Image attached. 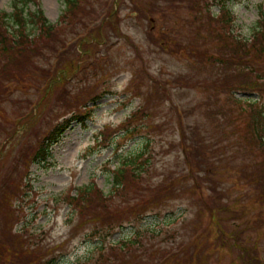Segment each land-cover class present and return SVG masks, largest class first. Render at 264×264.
Masks as SVG:
<instances>
[{"label": "rangeland", "instance_id": "1", "mask_svg": "<svg viewBox=\"0 0 264 264\" xmlns=\"http://www.w3.org/2000/svg\"><path fill=\"white\" fill-rule=\"evenodd\" d=\"M39 1L44 16L55 23L64 9V0ZM169 1L107 0L104 9L98 12L105 14L110 11L118 22L115 32L110 25L101 26L99 36L103 40L96 46V51L105 55L98 59L99 65L97 60L89 57V60L78 62L82 66L77 71L68 70V73L62 69L75 59L80 48L78 44L86 41L83 39L84 32L76 35V25L73 30L68 26L51 47L52 51L46 48L47 51L36 58V69L19 76L14 83L5 84L6 87L0 90V193L5 190H2L4 184L10 186L16 182L18 173L27 172L23 190L14 197L12 208L16 205L20 210V221L14 226V230L22 234V240L18 241L20 245L23 243L26 251L34 254L18 258L15 263L103 264L106 259V264H119V259L123 260L121 251L114 249L111 252L113 248H109L110 244L134 235L139 238L132 250L139 259V255H149L151 248H169L187 238L185 232L188 230L182 228V223L196 215L197 208H200L202 212L198 211L201 214L193 220L209 228L198 241L209 242L213 248L206 264H244L241 255L245 254L244 249L264 264V199L258 181L249 178L255 169L249 160L252 150L246 146L243 136L249 118L228 99L231 93L216 91L212 87L206 89L201 85L183 87L174 82L173 78L177 75L204 71L196 58L187 53L185 46H178L189 41L187 36H190L191 27L183 22L187 14L178 10L177 2ZM22 2L0 0V11L13 14L21 8L26 15L36 8L34 0H28L24 5ZM135 2L144 10L152 2L158 6L154 7L156 10L147 12L145 17L134 9ZM260 5L264 7V0L230 1L229 8L234 16L232 30L248 37L258 20ZM211 10L213 13L218 11L216 6ZM154 12L157 14L153 15ZM98 18L100 15L94 23L101 22ZM109 18L110 15L105 20ZM157 23L160 28L165 25L166 31L158 49H153L146 33L157 35ZM108 70L110 74H106ZM102 72L105 81L101 77ZM64 73L67 75L65 83L59 80ZM136 73V80L129 87L132 75ZM51 74L52 83L48 79ZM154 81L156 87L151 86ZM95 85L102 91L109 88L112 93L101 96L94 104L88 103L94 112L85 121L86 126L72 121L59 141L51 147V156L46 162L24 166L22 162L29 160L32 147L40 141L43 133L55 122L69 116L66 114V101H63L66 92L75 91L71 101L76 102L94 90ZM136 90L149 93L154 104L160 92H164L160 98L162 109L154 118V122H160L156 131L146 132L144 138L120 139L121 147L118 149L106 146V139L96 138V133L111 131L130 116L139 104V98L133 94ZM234 95L244 99L256 97L255 94L242 92ZM221 114L227 116L224 127L220 122L223 119ZM214 122L219 123L218 127L213 126ZM199 123L201 129L196 134L194 130ZM146 138L149 139L144 143ZM195 139L202 141L200 145L204 144V158L217 157L227 151L221 159H215L211 170H202L199 176L196 174L193 179L187 180L188 185L193 181L197 184L196 187L191 184L195 187L191 197L187 192L180 196V200L149 212L139 222L128 223L103 237L89 235L76 224L78 218L67 205L65 196H74L78 187L91 182L106 194L112 187L111 170L117 165L119 154L125 155L129 151L151 155L150 159L158 170L151 171L154 174L152 180L157 183L169 169L178 172L185 167L184 157L189 159L194 156L191 147ZM183 147L190 149L189 157ZM17 170L19 172L14 174ZM206 206L209 210L214 209L220 224L208 220ZM1 210L7 211V208L2 205ZM0 221L1 225H6L1 216ZM6 235L8 233L1 234L0 238ZM101 253L103 256H100ZM112 254H117L119 259ZM55 255L54 263L50 262ZM162 258L158 257L156 261ZM13 259H2L0 264H10Z\"/></svg>", "mask_w": 264, "mask_h": 264}, {"label": "trees", "instance_id": "2", "mask_svg": "<svg viewBox=\"0 0 264 264\" xmlns=\"http://www.w3.org/2000/svg\"><path fill=\"white\" fill-rule=\"evenodd\" d=\"M27 1L23 0L22 4H26ZM106 1L64 0V9L55 23L50 22L44 16L39 0H34L36 8L26 15L21 8L16 9L13 14L0 11V90L6 87L5 84L14 83L19 76L26 75L31 69H36V58L43 55L47 49L51 50L53 44L59 41L58 37L63 35L64 29L68 26L71 27L70 30H73L74 25H76L78 27L76 35L84 32L83 39L86 41L78 44L80 48L75 59L62 69L67 72L68 70L69 72L77 71L82 66L78 63L79 61L90 58H93L94 61H98L99 58L102 59L101 56L105 54L96 51V46L103 40L99 36L101 26L110 25L111 30L115 32L118 22L116 16L110 11L105 14L98 12L104 9ZM163 1L170 2L169 0ZM172 1L177 2L178 10L187 14L183 17V22L191 27L190 36H187L189 41L184 45L180 43L181 45L178 46H185L187 53H191V56L196 58L204 71L196 72V74L177 75L173 80L183 87L201 85L206 89L212 87L216 91L219 89L232 94L229 95L228 99L230 98L229 100L233 102L234 106H238L239 111L249 118L248 124H245L243 135L246 146L255 151V153L251 151V158L248 155L252 162L251 166L255 169L253 176L249 178L251 181H258L259 191L262 193V199H264V7L258 6V20L251 28L249 36L244 37L232 30L234 16L229 8V3L232 0ZM155 6H158L157 3L152 2L147 10H144L138 7L135 2L134 9L147 17V12L156 10ZM214 6L218 9L215 13L211 10ZM152 14L156 15L157 12ZM98 15H100L98 19H101V22L94 23L97 22ZM108 15H110L109 20H105ZM152 21L155 23V19ZM152 21H148V23L153 24ZM165 29V25L160 28L157 23V35L150 32L146 33L147 41L153 49H158L157 46L160 45V40L165 35ZM101 44L103 43L101 42ZM64 74L59 77L63 83L67 82V75ZM106 74H110L109 70ZM104 75L102 72L101 77L105 81ZM137 75L138 73L135 76L132 75L129 87L132 86ZM50 77L53 78L52 74L48 79ZM51 78L52 83L53 79ZM151 86H155V81L151 83ZM76 90L79 91V89ZM74 92H66L63 99L66 101V114L69 116L55 122L47 132L43 133L40 141L32 147L29 160L24 159L22 162L24 166L29 163L41 164L46 162L51 156V147L59 141L72 121L86 126L85 121L89 120L94 112L93 107H89L88 103L94 104L101 96L112 93L109 88H104L102 91V89H97L95 85L94 90L85 95V98L82 96L78 101L73 102L71 98ZM240 92L255 94L256 97L237 98L234 93ZM160 93L157 103L154 104L149 93L139 90L133 92L139 98V104L130 116L113 130L99 131L96 133L98 136L95 137H104L106 146L118 149L121 147L120 139L125 141L133 139L135 136L144 138L146 132H155V128L160 122H154V118L157 111L162 109L160 98L164 92ZM221 116L223 118L220 119L221 126L224 127L227 124V116L224 114ZM200 125L199 123L195 127L194 133L197 134V130L201 129ZM217 125H219L218 122L213 123L214 127H218ZM148 139H144V143ZM201 142L195 139L192 143L191 148L194 149V156L189 159L184 157L185 167L183 169L178 172L175 169H169L167 173H163L162 178L157 183L152 180L154 174L151 171L158 172V170L150 159L151 155L144 156L143 152L131 153L129 151L125 155L119 154L117 165L111 170L112 187L106 194L94 182H91L83 187H78L74 196H65V198L67 197L66 201H68L67 205L73 209L72 211L76 213L75 216L78 218L76 224L84 228L89 235L103 237L123 228L128 223L139 222L149 212L157 211L171 201L180 200V196L187 194V192L189 193L188 196L191 197L195 193L197 184L193 181L190 182L189 186L188 181L193 179L196 174L199 176L198 173L202 170H211L215 164V159H221L227 151L224 150L217 157L204 158L206 153L203 150L204 144L203 146L200 145ZM182 149L185 155L189 157L190 149L186 147ZM18 172L19 170L14 174ZM14 174H12L13 177ZM20 174L18 173L19 177H17L16 182L10 186L4 184L2 190H5L0 193V207L3 205L7 208V211H0V216L6 223L5 226L0 224V236L8 233L4 238H0V260L15 258L10 264H17L15 263L16 259L34 254L26 251L23 243L20 245L18 240H22V234L19 230H14V226L20 221V210H17L16 205L12 208V203L15 201L14 197L21 193V189L23 190L22 185L26 181L24 178H26L27 172ZM191 184H195V187ZM67 193L65 194L67 195ZM206 207V211L209 213L208 220L211 219L213 223L220 224L213 212L214 209L210 208L209 210V206ZM198 209L200 208H197L196 215L193 214L188 221L182 223V228L188 230L185 232L187 238L182 239L172 247L151 248L149 255H139L138 259L132 248L138 243L139 237L134 235L127 239H119L120 241L115 242L116 244H110L109 248H113L111 252H114V249L120 250L123 260H120L117 254L112 255L119 259V264H206V259L208 261L212 256L213 251L211 250L213 248L209 242L200 243L198 241L201 235H206L205 230L209 228L208 225L202 226L193 220L202 212L201 209V212ZM244 253H241L244 264L248 262L260 264L259 258L252 252L244 249ZM125 254L127 259L124 257ZM100 256H103L102 253ZM158 257L163 258L161 261H156ZM56 258L55 255L50 259L51 261H47L54 263ZM106 263L107 261L104 259L103 264Z\"/></svg>", "mask_w": 264, "mask_h": 264}]
</instances>
